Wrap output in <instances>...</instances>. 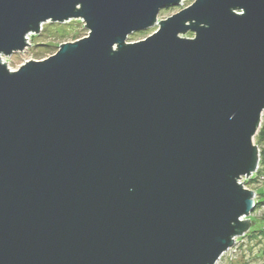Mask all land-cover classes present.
<instances>
[{"label":"water","instance_id":"water-1","mask_svg":"<svg viewBox=\"0 0 264 264\" xmlns=\"http://www.w3.org/2000/svg\"><path fill=\"white\" fill-rule=\"evenodd\" d=\"M182 1L0 0V264H215L253 225L264 0L157 22ZM71 20L87 37L1 63Z\"/></svg>","mask_w":264,"mask_h":264},{"label":"rangeland","instance_id":"rangeland-1","mask_svg":"<svg viewBox=\"0 0 264 264\" xmlns=\"http://www.w3.org/2000/svg\"><path fill=\"white\" fill-rule=\"evenodd\" d=\"M194 1L183 0L177 7L161 10L158 15V21H163L178 13L180 10L191 6ZM156 29L157 26L150 30L134 33L129 36L126 42L135 43L142 41L154 33ZM87 34L88 31L80 20H71L62 24L47 22L42 25L38 35L32 34L27 36L28 47L24 51L15 52L10 56L2 55L1 63L5 64L10 72H16L27 62L43 61L53 56L61 45L81 40L87 37ZM186 37L192 38L193 35L188 33ZM256 137L257 134L253 138V144L255 146ZM263 146V144L260 145L258 150H261ZM259 160L261 161L260 155ZM251 178H242L238 183L247 190L254 192L255 205L258 201L262 205L254 214L240 218L241 222L250 220L253 222V225L249 226L242 235L234 239V245L229 249L230 251L220 257L218 264H264V221L262 220L264 216V178L259 176L257 181H251ZM246 182L249 183L246 184ZM254 231L255 233H253Z\"/></svg>","mask_w":264,"mask_h":264},{"label":"trees","instance_id":"trees-1","mask_svg":"<svg viewBox=\"0 0 264 264\" xmlns=\"http://www.w3.org/2000/svg\"><path fill=\"white\" fill-rule=\"evenodd\" d=\"M262 144L264 145V112L262 114L260 128H259V130L257 132V137H256V146L258 147V149H259V146L262 145ZM259 154H260L261 161L259 163V167H258V170L256 172L257 175H254L251 178V181H257V179H259V176L260 177L262 176V178H264V146L260 150ZM247 183H249V182H246V184ZM261 205H262V203L258 201V203H256V205H255L253 211L251 212V214H254L256 212V210L259 209V207ZM262 220L264 221V216H263ZM263 225H264V223H263ZM253 233H255V231Z\"/></svg>","mask_w":264,"mask_h":264},{"label":"bare ground","instance_id":"bare-ground-1","mask_svg":"<svg viewBox=\"0 0 264 264\" xmlns=\"http://www.w3.org/2000/svg\"><path fill=\"white\" fill-rule=\"evenodd\" d=\"M181 3H182V2H181ZM171 8H172V7H171ZM182 10H183V9H182ZM180 11H181V10H180ZM180 11H179V12H180ZM174 15H175V14H174ZM157 22H159V21H158V17H157ZM154 27H156V26H154ZM154 27H153V28H154ZM153 28H151V29H153ZM157 28H158V26H157ZM149 30H150V29H149ZM156 30H157V29H156ZM156 30H155V31H156ZM152 34H153V33H152ZM37 35H38V34H37ZM27 43H28V39H27ZM259 153H260V150H258V154H259ZM259 155H260V154H259ZM259 163H260V160H259ZM259 163H258V167H259ZM257 170H258V168H257ZM256 172H257V171H256ZM256 172H255L251 177H253V176L256 174ZM245 189H246V188H245ZM228 251H230V250L228 249V250H227L226 252H224L223 254L227 253ZM218 262H219V261L217 260V261L215 262V264H218Z\"/></svg>","mask_w":264,"mask_h":264},{"label":"built area","instance_id":"built-area-1","mask_svg":"<svg viewBox=\"0 0 264 264\" xmlns=\"http://www.w3.org/2000/svg\"><path fill=\"white\" fill-rule=\"evenodd\" d=\"M220 259V258H219Z\"/></svg>","mask_w":264,"mask_h":264}]
</instances>
